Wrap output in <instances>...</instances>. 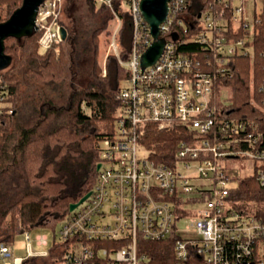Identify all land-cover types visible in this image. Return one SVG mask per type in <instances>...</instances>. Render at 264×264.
Wrapping results in <instances>:
<instances>
[{
	"label": "built area",
	"instance_id": "obj_1",
	"mask_svg": "<svg viewBox=\"0 0 264 264\" xmlns=\"http://www.w3.org/2000/svg\"><path fill=\"white\" fill-rule=\"evenodd\" d=\"M63 1L45 0L40 6L41 47L62 42ZM142 1L95 0L114 15L109 54L118 57L130 77L117 95L116 132L99 143L100 168L91 196L63 220L53 240L65 245L62 258L51 250H30L28 257L17 258L10 245L0 243V264H26L32 258L54 264H147L141 243L170 239L175 264H264V217L231 198L247 178L264 188V148L259 146L264 135L255 121L226 113L225 90L216 96V83L229 75L232 57L254 58L255 39L264 27V0H170L159 27L163 52L146 68L142 56L155 39ZM120 13L132 21L127 60L118 43ZM187 44L196 45L193 54L182 48ZM149 124L166 131L184 127L190 134L189 141L180 142L172 166L153 159L154 151L142 143ZM239 158L253 162V175L233 176L223 163ZM182 220L196 238L179 235ZM35 241L49 244L43 234Z\"/></svg>",
	"mask_w": 264,
	"mask_h": 264
},
{
	"label": "trees",
	"instance_id": "obj_2",
	"mask_svg": "<svg viewBox=\"0 0 264 264\" xmlns=\"http://www.w3.org/2000/svg\"><path fill=\"white\" fill-rule=\"evenodd\" d=\"M22 4L23 0H0V23ZM85 6L83 23L88 31L81 32L73 45L86 68H79L78 77L69 78L67 69L71 60L65 43H72L71 37L44 52L40 31L23 40H6L12 63L0 70V243L11 246L19 234L37 229H52L56 239L61 223L71 214V204L94 189L100 141L116 132L121 107L117 95L130 72L117 56L100 48V32L107 30L110 39L113 33L111 10L97 6L95 0H85ZM115 6L118 10L120 2ZM121 16L118 43L121 58L127 60L132 21L126 13ZM182 48L187 54L197 49L194 44ZM253 57H232L229 77L216 83V96L228 90L226 113L255 121L264 135V27L255 39ZM99 62L106 66V74L98 71ZM189 136L184 127L166 131L149 124L142 143L154 151L153 159L172 166L180 142L189 141ZM259 146L264 148V140ZM231 198L264 217V188L254 177L241 180ZM141 244L147 264H175L172 239ZM65 249L64 244L53 243L51 251H59L62 258Z\"/></svg>",
	"mask_w": 264,
	"mask_h": 264
},
{
	"label": "rangeland",
	"instance_id": "obj_3",
	"mask_svg": "<svg viewBox=\"0 0 264 264\" xmlns=\"http://www.w3.org/2000/svg\"><path fill=\"white\" fill-rule=\"evenodd\" d=\"M85 0H64L63 1V6L59 18L60 24H65L66 28H68L71 33L68 31V38H72V43H65V49L68 51V54L70 55V64L68 65V73H69V78L71 77H78L80 73V69L85 70L86 68L84 67V62L79 61L80 57L78 58L77 54L78 52L74 48V43L77 39L80 38L81 32L87 33L88 28L86 27L85 23H83L84 18L83 15H85ZM111 29L113 30L114 26H116L115 22L112 21L111 24ZM85 30V31H84ZM83 36V34H82ZM100 38L102 39L100 48L101 51L103 52L104 50H107L109 53V44L111 39L107 35V30H103L100 32ZM46 48L41 47L40 51L44 52ZM78 50V49H77ZM75 51L76 55H73ZM79 64L81 66H79ZM106 66H104V63L99 62L98 65V71L99 72H104ZM2 81V79H0ZM124 86L127 85V82L123 84ZM223 97L225 101L227 102V99L230 97V93L228 90H225L223 92ZM229 104V102H227ZM3 106V105H2ZM223 163L229 167L230 173L233 176H247V175H253L254 169H253V162L249 158H239V159H224ZM190 208L192 207H187V209L191 210ZM196 208V206L194 207ZM193 208V209H194ZM198 209V208H197ZM192 211V210H191ZM186 223L185 220H182L181 223L179 224L180 232L179 235L182 238H196L197 234L196 232H189L185 230ZM30 237H31V243H29L27 239V234L22 233L19 234L13 244L11 245L12 251L14 253L15 257H22L26 258L29 256L30 250L34 252L35 254L37 253H42V252H48L52 249L53 247V240H54V231L52 229H37L29 232ZM43 234L48 237L49 244L47 246H40L37 244L35 241L37 235ZM29 244H31V247H29ZM36 264H48L46 260L43 258H40L37 260Z\"/></svg>",
	"mask_w": 264,
	"mask_h": 264
},
{
	"label": "water",
	"instance_id": "obj_4",
	"mask_svg": "<svg viewBox=\"0 0 264 264\" xmlns=\"http://www.w3.org/2000/svg\"><path fill=\"white\" fill-rule=\"evenodd\" d=\"M45 0H23V4L12 16L3 23H0V70L8 68L12 58L6 54V40L10 37L23 40L38 31L36 23L40 6ZM170 0H143L141 10L147 23L151 26V32L155 39L153 45L142 56V67L153 65L161 56L165 40L160 38V25L167 19L168 3ZM62 41L68 39V30L64 26L60 28ZM230 158H237L231 156ZM100 164L97 166V170ZM91 192L86 194L79 202L71 204L70 212H73L89 197Z\"/></svg>",
	"mask_w": 264,
	"mask_h": 264
}]
</instances>
